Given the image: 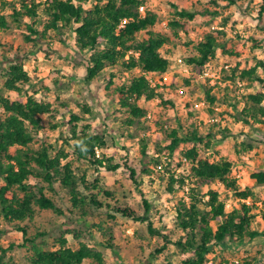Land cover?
<instances>
[{
    "label": "rangeland",
    "instance_id": "rangeland-1",
    "mask_svg": "<svg viewBox=\"0 0 264 264\" xmlns=\"http://www.w3.org/2000/svg\"><path fill=\"white\" fill-rule=\"evenodd\" d=\"M145 1L141 15H144L146 10L156 13L158 21L154 31L170 37L161 51L168 59L170 68L165 75L157 77L162 84L157 88L158 92L171 96L178 104L174 118L166 121L169 130L178 129L181 134V127L185 126L187 118L186 104L206 102L204 106L201 105L202 112L198 115L196 123L197 130L206 140L207 134H215L210 140L212 146L206 155L214 162L221 158L232 159L231 176H239L243 172L246 179L247 177L251 179L252 173L264 170V117L258 124L249 117L246 124L237 114L244 107L243 97L262 93L264 69L257 70L254 76L263 83L254 79L239 80L238 76L241 71L254 67L257 62H264V15L258 17L261 0H234L233 5L219 1L221 13L216 16L203 15L205 10L209 13L215 10V6L205 0ZM173 6L202 14L192 21L188 35L179 33L175 39L172 38L168 27V22L175 14ZM4 12L9 14L10 11L6 9ZM40 18L42 23L46 20L41 14ZM36 27L38 32H43L41 24ZM23 34L25 33L14 24L0 31V76L2 69L6 68L4 61L18 57L23 60L24 69L30 77L34 97L52 104L56 114L41 117L43 129L38 132L37 142L50 144L54 148L52 155L60 149L70 154L71 148L67 143L71 144V135L65 119L69 117L70 112H76L84 117L80 126L90 125L88 132L102 136L106 143L105 148L100 150L99 159L105 157L109 164L120 166L115 172H107L102 167L76 160L72 156L66 159L63 163L70 162L76 177L84 176L88 186L95 181L98 182L97 186L109 192L111 196L97 195V200L103 207L96 208L88 203L90 194H95V191L89 193L78 184V190L87 199L83 206L74 209L69 196L57 183L52 189L42 183L40 187L44 189L43 193L52 200L61 213L54 210H36L31 220L21 224L27 230V238H34L35 243L41 248L53 249L55 240L62 236L65 230H71L78 234V238L70 234L67 237V246L76 249L83 243L95 248L102 253L105 264H180V254L172 245H168L162 254L151 258L154 250L161 244V239L149 236L147 223L134 222L114 211L129 208L136 216H143L145 200L150 206L147 216L153 226L161 229L162 234L172 242L181 236L176 225V210L179 203L183 200L188 201L187 195L176 189L170 193L167 185L169 175L173 174L175 178L186 176L188 167L178 165L182 158L183 145L173 157L160 153L165 138L161 125L165 119L161 117V105L155 101L159 99L146 101L141 98L138 104L147 110L146 113L149 111L152 113V120L136 119L132 126H128L126 125L128 115L125 109L119 107L116 101L118 96L113 93L117 86L126 82L124 76L116 74L112 80L113 84L105 89L110 72L104 70L95 81L87 83L85 76L88 53L78 52L73 34L69 30L59 35L47 31L34 44L24 42ZM207 35L216 37L227 51L235 52V49L239 48L241 50L239 58L225 55L217 49L214 57L204 67L187 65V59L195 55L194 47ZM142 37L143 33L138 38ZM59 40H65V43H60ZM237 63L238 69L234 73L233 68ZM203 69L207 70L211 78L207 80L200 78ZM140 75L139 71L130 73V77ZM211 79L213 84L209 82ZM2 81L0 78V86ZM238 83H241V88ZM181 89H184L183 94ZM208 90L211 96L217 99L213 107L220 109L214 111V116L209 120L205 118L210 105L206 97ZM62 105L67 109L62 108ZM77 106H88L90 113L82 114L80 107ZM53 126L56 129H52ZM223 136L227 137L221 141ZM143 139L147 149L152 152L149 155L141 153ZM242 144L252 145L253 149L242 150ZM38 146L34 145L33 148L38 149ZM154 152L159 154L156 160L157 166L159 164L162 166L161 170H158L154 163ZM125 165L135 170L136 183L130 179ZM185 182L186 186L192 184L193 187V181L187 179ZM210 188L221 191L219 198L225 203L227 212L239 208L243 202L233 193L224 191L218 182H214L209 188L206 186L199 188V192L206 194ZM240 188L251 190L253 195L248 201L249 206H254L252 214L255 215L252 228L261 230L260 214L264 211V187H256L244 181ZM107 205L110 208H107ZM212 226L215 228L216 223H212ZM0 230L4 232L0 236V248L7 249L13 246L5 253L0 251V264H28L31 244L21 247L22 234L2 220ZM107 242L114 245L117 256L106 248ZM208 259L213 264H234V260H239L242 264L245 261L264 264V239L228 243L226 248L214 246ZM84 264L91 263L86 261Z\"/></svg>",
    "mask_w": 264,
    "mask_h": 264
},
{
    "label": "trees",
    "instance_id": "trees-1",
    "mask_svg": "<svg viewBox=\"0 0 264 264\" xmlns=\"http://www.w3.org/2000/svg\"><path fill=\"white\" fill-rule=\"evenodd\" d=\"M205 1L215 6V10L212 13L205 10L203 15L212 16L221 13L219 1L227 2V5L235 3L234 0ZM145 4V0H0V31L13 24L17 25V28L25 33L22 36L24 42L29 44L38 42L37 39L47 31L56 32L58 35L65 30L71 31L78 52L88 53L85 76L87 83L95 81L104 70L110 72L105 89L113 84L112 80L116 74L120 73L126 78V82L117 86L113 93L118 96L116 101L119 107L125 109L128 115L126 120L128 126H132L136 119L146 116L147 110L138 104L141 98L146 101L159 99L162 107L161 117L165 119L161 125L165 138L160 153L173 157L183 145L182 158L178 165L188 167L186 176L175 178L173 174L169 175L167 185L168 192H174L176 189L187 195L188 201L183 200L176 210V225L181 236L172 242L162 234L161 229L154 227L147 216L150 206L145 200L143 216H136L129 208L114 211L134 222L147 223L149 236L161 239V244L154 250L151 258L162 254L168 245H172L180 254V264H205L214 246L226 248L228 243L264 239V211L260 214L261 230H255L252 228V221L255 218L252 214L253 205L241 202L239 208L227 212L225 203L219 198L221 192L219 189L210 188L206 194L199 192V188L204 186L209 188L214 182H218L224 191L233 193L240 201L253 195L249 188H240L231 176L232 159L221 158L214 162L206 155L212 146L210 140L215 134H207L206 140L197 130L198 115L202 112L201 107L195 108V104L198 103L186 104L187 118L185 126L181 127V134L178 129L169 130L166 121L174 118L178 104L171 96L158 92L159 86L152 87L148 77L162 76L169 71V61L161 51L170 37L154 31L158 21L156 13L146 10L144 15H141L139 9ZM259 5L258 17L261 18L264 15V0H261ZM6 9H9V14H5ZM40 14L46 19L43 23ZM201 15L187 9L175 8V14L168 22L172 38H177L179 33L188 35L192 21ZM39 24L43 29L41 33L36 27ZM142 33L144 37L139 39ZM59 42L65 43V40ZM217 49L231 57L239 58L241 53L239 48H236L235 52L225 50L216 37L207 35L196 44L195 55L188 58L186 64L204 67L214 57ZM4 63L6 68L2 69L0 76L3 80L0 86V221L22 234L21 247L31 244L28 264H84L86 261L91 264H105L102 253L95 248L83 243L76 249L68 247L67 237L70 234L78 238V234L71 230H65L62 236L55 240L53 249L41 248L35 243L34 238H27V230L21 224L31 220L36 210H54L61 213L52 200L43 193L44 189L40 187L42 183L50 189L57 183L69 196L74 209L83 206L87 199L78 190V184L89 193L95 191V194H90L88 203L96 208L103 207L97 200V195L111 196L109 192L97 186L98 182L95 181L88 186L84 176L76 177L70 162L63 163L66 159L72 156L76 160L102 167L107 172H115L120 166L109 164L105 157L101 159L96 157L95 149H104L106 143L102 136L88 132L90 125L80 126L84 117L76 112H70L69 117L65 119L71 135V144L67 143L71 148L70 154L60 149L52 155L54 148L50 144L38 143L36 140L38 132L43 129L41 117L56 113L52 104L34 97L35 92L31 91V80L24 69L23 60L15 56ZM233 69L235 73L238 63ZM261 69H264V62L259 61L254 67L241 71L238 79L262 82L254 77L257 70ZM132 71H139L141 75L130 77ZM206 97L211 105H208L205 113L209 118L215 114L213 106L217 99L211 96L210 90L206 92ZM243 101L244 107L237 114L238 118L246 124L249 117L254 123H260L264 117V94L258 92L256 95H248L243 97ZM61 107L67 109L65 105ZM77 107H80L84 115L90 113L88 106ZM52 129H56L55 126ZM226 137L223 136L221 141ZM141 141L142 155L151 154L145 140ZM34 145H39L38 149H34ZM242 146V150L245 151L253 149L252 145ZM157 155L159 154L154 152L156 166L158 162L156 158L159 157ZM125 168L132 182L136 183L135 170L127 166ZM250 178L256 187H264V170L252 173ZM187 179L193 181V187L192 184H188V192H185L183 187L186 186ZM205 197L207 200H204ZM106 207L110 208L108 205ZM212 223H216L215 228ZM3 233L0 230V236ZM12 247L11 245L7 249L0 248V251L5 253ZM106 248L117 256L112 243L107 242ZM244 264L255 263L245 261Z\"/></svg>",
    "mask_w": 264,
    "mask_h": 264
},
{
    "label": "built area",
    "instance_id": "built-area-1",
    "mask_svg": "<svg viewBox=\"0 0 264 264\" xmlns=\"http://www.w3.org/2000/svg\"><path fill=\"white\" fill-rule=\"evenodd\" d=\"M139 11H140V13H142V12H143V8L141 7V8L139 9ZM123 23H124V22H123ZM120 27H122V25H121ZM157 77H158V76H151V77H148V82H149V84H150L152 87H154V88H156L157 86H161V85H162L161 82H159V81L157 80ZM200 78H203V79L207 80V79L211 78V76L209 75V73L207 72V70L204 69V70H202L201 73H200ZM209 82H210L211 84H213V79H211ZM238 86L241 88V87H242L241 83H238ZM181 93H182V94L184 93V89H181ZM262 93L264 94V88H263V90H262ZM184 97H185V96H184ZM155 101L159 103V101H158L157 99H155ZM201 105H203V104H202V103H201V104H200V103H199V104H195V108H200ZM145 118H146L148 121L152 120V113H151L150 111L147 112ZM263 121H264V119H263ZM95 155H96L97 158L100 157V150H99V149H95ZM163 159H165V157H164ZM183 161H184V160H183ZM157 169H158V170H161V169H162V166L159 164V165L157 166ZM183 191L188 192V187H187V186L183 187ZM186 200H187V198H186ZM248 200H250V199L248 198V199L244 200L243 202H245L246 204L249 205V201H248ZM233 263H234V264H242V262L239 261V260H234ZM205 264H213V262H212L210 259H207V262H206Z\"/></svg>",
    "mask_w": 264,
    "mask_h": 264
},
{
    "label": "crops",
    "instance_id": "crops-1",
    "mask_svg": "<svg viewBox=\"0 0 264 264\" xmlns=\"http://www.w3.org/2000/svg\"><path fill=\"white\" fill-rule=\"evenodd\" d=\"M213 109H214L215 112L220 110L218 107H213ZM205 118H208V117L205 116ZM209 119H211V118L209 117L207 120H209ZM243 159H245V158L243 157ZM234 174L235 173L233 172V175ZM232 177L236 180L237 185H239V187H240V185H242V183L244 181H246L247 183H250V185H255V183H254V181L252 179H249L248 177L246 179V177L243 176V172H241L239 176H232Z\"/></svg>",
    "mask_w": 264,
    "mask_h": 264
}]
</instances>
